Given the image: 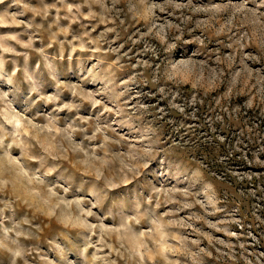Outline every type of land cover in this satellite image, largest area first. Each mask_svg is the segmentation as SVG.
I'll return each mask as SVG.
<instances>
[{
  "label": "rangeland",
  "instance_id": "1",
  "mask_svg": "<svg viewBox=\"0 0 264 264\" xmlns=\"http://www.w3.org/2000/svg\"><path fill=\"white\" fill-rule=\"evenodd\" d=\"M0 264H264V0H0Z\"/></svg>",
  "mask_w": 264,
  "mask_h": 264
}]
</instances>
